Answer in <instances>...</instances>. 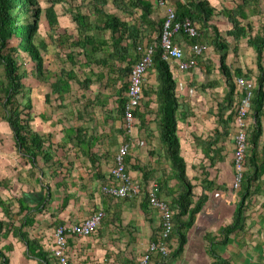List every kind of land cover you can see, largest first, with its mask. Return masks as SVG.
<instances>
[{
	"label": "trees",
	"instance_id": "16d2710c",
	"mask_svg": "<svg viewBox=\"0 0 264 264\" xmlns=\"http://www.w3.org/2000/svg\"><path fill=\"white\" fill-rule=\"evenodd\" d=\"M66 1L45 0L48 3V7L43 8L41 0H0V123L5 124L9 128L17 154L31 166V169H40L43 177L45 174L39 167V160L42 159L44 165L55 163L53 134L41 133L34 127L33 88L25 84L24 80L27 78V74L22 72L21 69L28 64L26 62H32L35 65V79L40 80V78L43 79L45 77L43 52H47L49 46L43 41L36 44L35 38L39 35L42 21L47 23L52 31L57 29L59 26V15L57 14L56 6L64 4ZM166 1L170 3V0ZM233 1L236 7L231 9L222 7L220 10L212 6L209 0H176L174 5L170 4L175 9L178 22L188 20L199 32L197 38L189 39L184 34L180 36L186 37L189 42L194 43H197L202 35L208 36L212 39L211 45L204 54L209 53L211 49L219 54L218 71L228 87L223 102L219 104V110H237L242 94L241 92L238 93L236 80L239 77L253 78L251 76L257 70V75L253 78L255 80H253L255 83L253 97L246 117V120H248L249 114L251 116L252 113L253 128L251 130V127L248 126V156L242 183L248 194L261 176L260 173L264 172V165L258 162V145L263 133L261 118L264 110V27L259 32L253 33V24L249 20L251 16L249 13L250 8H255V2L258 3V0ZM92 2L93 13L97 16L98 23L90 22L89 17L81 12L73 15V21L79 30V37L72 45L80 48L87 60V66L90 67L94 59L97 67L106 68L110 76L115 75L114 82L121 83V88L117 91L116 104L117 113L122 122L121 128L123 130H120V132L127 136L126 141H128V134L124 127V107L127 101L130 74L141 56L139 47L151 45L149 42L143 43L144 39L149 41L153 33L157 34L153 66L151 68L155 72L154 75H156L157 79V87L154 91L158 104L157 125L167 159L179 187L176 197L173 193V196L171 195L173 197L172 201H168L173 212L174 229L168 240L169 257L163 260L158 258L159 263L162 264L178 258L183 253L187 242L186 232L191 228L197 214L205 205L207 200L205 191H207L210 184L207 181L202 182L204 192L199 196L198 200H195V186L188 177L187 163L181 155L177 120L182 119L185 114L180 110L189 109L186 100L184 98L181 99L182 91L176 90L177 75L175 76V73L177 72L179 73L178 76H182L191 71L181 72L173 69L162 58L160 34L165 21V13L162 8L158 7L155 0H111L118 11L127 17L129 16V21L106 12L105 7L109 4V0H92ZM156 17L159 18L157 19ZM223 18L226 19V24L221 22ZM201 27L204 29L203 32ZM105 32L110 33L109 40H105ZM243 43L255 53V70L248 67V70L244 71V66H241V64L235 66V64L228 62L230 54L236 56L239 47ZM230 48L233 49V53H230ZM98 53H101V56L96 59L95 57ZM102 78H104L103 71L97 75V80L101 81ZM73 80L76 83H80L77 81L73 71L61 70L60 74L55 76V81L50 84V93L45 96L46 104L51 94L62 98L70 93ZM81 85L86 90L89 89L92 85L91 78L85 79ZM192 93H194V90ZM149 98L150 95L145 84L143 99L134 112V130L137 129V122L142 119L141 111L150 109V103L147 101ZM39 114L41 115L42 111ZM79 137L78 135L77 140L80 142ZM95 141L96 138L92 137L91 141L88 142L90 148ZM95 158H91L94 164L97 162H95ZM125 166L132 180L139 182L142 186V192L144 193V196L141 197L143 198L142 209L144 211H147L148 208L151 209L148 192L152 183L157 180L151 179V173L144 167L133 163L131 151L125 159ZM130 169L140 171L143 179L132 176ZM98 174L100 179L107 185L115 182L112 174H105L100 167L97 169ZM37 181L41 189L43 190L44 188L46 190L44 196L40 197L37 202H30L24 196L4 199L0 194V238L5 241L8 240L10 245L14 240L24 244L26 247L25 258L28 261L36 260L38 264H58L52 252L48 251L43 244L42 236L38 237L31 233L36 229L37 216L46 211L53 197L52 189H50L48 184H44L40 179ZM157 183L160 194L162 186L159 182ZM58 185L62 187L61 182ZM1 188H5L3 181H0ZM245 201L246 198L243 197L242 203L235 213L232 225L223 229L224 233H222L226 238L228 235L236 234L244 229L246 220ZM57 225L55 223L53 233L56 228L63 226ZM31 229L33 231H30ZM53 233L51 238H53ZM156 239L157 236H155L154 240ZM67 240L69 242V238ZM175 241L176 249L173 245ZM10 245L6 247L4 245L0 248V264L12 263L11 258L5 252V250L11 251ZM215 264H226V262L218 260Z\"/></svg>",
	"mask_w": 264,
	"mask_h": 264
},
{
	"label": "crops",
	"instance_id": "0c3cea01",
	"mask_svg": "<svg viewBox=\"0 0 264 264\" xmlns=\"http://www.w3.org/2000/svg\"><path fill=\"white\" fill-rule=\"evenodd\" d=\"M175 1L170 0V3L174 5ZM209 1L219 10L222 7L229 9L236 7L233 0H227V2L223 0ZM221 22L226 24V19L223 18ZM176 42L181 46H190L194 43L189 42L183 36H178ZM199 58L201 63L204 62L206 66L201 65V68L207 70V58L204 55ZM196 69L197 66L191 72L179 75L180 78L176 76L177 82L183 86L181 99L186 100L188 109L189 97L193 99L192 106L196 104L194 106L196 110H180L185 114L182 119L177 120L178 137L181 155L185 162L197 159L201 164L197 168L192 167L191 176L187 165L188 177L195 186V200H198L204 192L202 182L207 181L210 184L205 191L206 203L197 214L191 228L186 232L187 242L183 253L178 258L162 264H215L218 260L225 261L226 264H263L264 172L260 173V179L258 178L248 194L243 186L237 192L233 190L234 151L237 134L236 110H198L202 105L203 97L201 95L209 96L210 92L206 90L200 95L197 91L195 81H202L200 80L202 75ZM198 70L200 71V69ZM217 72L219 73V71ZM207 75L202 76L203 81L209 82L211 80ZM153 77L157 87L156 75ZM193 90L194 93H192ZM224 90H228V87L226 86ZM239 92L242 94V90L238 87ZM147 101L150 103L151 110L141 111L142 119L137 122V129L133 132L135 145L131 149V156L133 163L144 167L151 173L150 178L160 183L162 187L159 197L166 201H172V194L174 193L176 197L179 187L174 172L170 173V166L166 170V175L160 171L163 169L162 167L165 165L167 167V164H170L159 135L158 104L154 93ZM247 122L252 130V113L251 116L249 114ZM261 122L263 133L258 145V162L264 165V110ZM141 125L144 126V130L141 131L142 135L140 136L139 127ZM68 129L70 132L73 131L72 136L68 140L66 139L63 144L72 145V147L79 144L82 153L74 156L75 158L71 157V154L69 155L68 161L74 165L75 170L70 177L62 180V187H58V181L55 191L52 189L53 197L47 210L54 214L53 220L58 226L81 223L99 210H103L106 215L99 228L91 236L69 238L70 264H137L160 229L158 212L150 208L144 211L141 207L143 198L121 200L105 195L102 192V187L107 184L100 179L96 170L87 171L94 170L93 162H90L89 156L91 154L89 151L92 148L88 142L91 139L79 142L78 135H74V128L69 127ZM72 138L75 140H71ZM56 142L59 141L56 139ZM87 159L88 161L84 162ZM55 160L61 161L62 159L55 158ZM115 164L116 155L113 167ZM111 170L108 172L111 173ZM134 170L130 169L131 175L143 179L142 173ZM243 197L246 198L244 229L236 234L228 235L226 238L223 235V229L232 225ZM64 204H66L65 207ZM56 209L59 211L56 212ZM45 223L48 222L45 221ZM45 240H43V244L46 249H49H47L48 251H51L54 243L53 238ZM4 245L6 247L10 245V242L0 238V248ZM173 245L176 249V241ZM10 247L11 251L5 250V252L13 264H38L36 260L28 261L25 258L26 247L18 240L12 241ZM150 264H160L159 259L154 258Z\"/></svg>",
	"mask_w": 264,
	"mask_h": 264
},
{
	"label": "rangeland",
	"instance_id": "374dc122",
	"mask_svg": "<svg viewBox=\"0 0 264 264\" xmlns=\"http://www.w3.org/2000/svg\"><path fill=\"white\" fill-rule=\"evenodd\" d=\"M223 1L227 2V0ZM41 2L43 8L48 7V3H46L45 0H41ZM255 4V8H250L249 12L251 14L249 20L253 24V33L259 32L264 27V0H258V3L255 2ZM105 10L108 13L119 16L123 20H130L129 16L127 17L114 7L111 0H109V4L105 7ZM56 11L59 15V26L57 29L52 31L49 25L42 21L39 35L35 38L36 44L43 41L49 46L48 51L45 53L43 52L45 59V77L43 79L40 78V80L35 79V65L32 62H26L28 64L21 69L22 72L27 74V78L24 80L25 84L33 88L34 127L41 133L53 134L55 163L44 165L42 159L39 160V167L44 171V177L41 175L40 169H31V166L17 154L9 128L5 124L0 123V181H3L5 186V188L0 189V194L4 199L24 196L30 202H37L46 191L44 188L43 190L41 189L37 181L38 179L44 182V184H48L50 189L55 191V186L58 181L62 183V180L64 181L66 177L71 176L75 169L74 165L68 161L69 155L71 154V157L78 156L82 153V149L79 147V144H76V147L63 144L66 139L68 140L69 137L72 136V132L68 129L69 127L74 128V135H79L80 137L78 139L80 140L89 141L92 137L96 138V142H94L95 146L92 145V149L89 151V154H91H88L90 159L91 157L97 158L94 159L95 162L97 161L95 164L92 163V160L90 161L94 170L86 169L91 172L97 171L98 167H100L102 172L109 174L108 171L113 168L115 155L119 146L127 140V136L120 132V130H123L121 128L122 122L117 113L116 104L117 91L121 88V83H115V75L110 76L106 68L102 69L101 67H97L94 63V59L92 65L90 67L87 66V60L83 56L80 48L72 45L79 37V30L76 23L73 21V15L81 12L89 17L90 22L98 23V18L93 13L92 0H67L64 4L56 6ZM156 18L158 19L159 17ZM201 31H204L202 27ZM90 33L92 34V32ZM109 37L110 33L105 32V40H109ZM156 38L157 34L153 33L151 39L149 41L144 39L143 43L149 42V44H155ZM211 40L210 37L202 35L197 43L210 46ZM211 51L204 54L208 62V71L201 68L202 66L206 67L205 63H201L200 58H197L198 63L196 64V71L202 76L208 74V78L211 80L209 82H206V80L203 81V77L201 76L200 80L202 81H195L197 86L196 89L200 95L206 90L210 92L209 96L201 95L203 100H201L202 105L198 110H219V104L223 102L228 91L224 90L226 88V83L217 72L219 54L212 49ZM230 53H233L232 48H230ZM100 56L101 53H98L95 58L97 59ZM228 62L235 64V66L241 64V66H244V71L248 70V67L255 70V53L243 43L239 47L236 56L230 54ZM64 69L73 71L77 81L80 83H76V81L73 80L71 82L72 91L70 93L64 95L62 98L51 94L46 104L45 96L50 93V84L55 81V76H58L61 70ZM198 69H200V71ZM102 71L104 78L98 81L97 75L100 72L102 73ZM154 74L155 72L151 69L146 82V88L150 96L154 93L156 88L153 77ZM178 74L179 73L176 72L175 76H178ZM256 75L257 70L251 77L254 78ZM88 78H91L92 85L86 90L81 83ZM178 78L180 77L178 76ZM253 78L248 79L253 81ZM188 99L189 109L196 110L194 107L196 104L192 106V97ZM41 111L43 114L40 115L39 113ZM36 126H38V128H36ZM143 127V125L139 127L140 136L142 135L141 131L144 130ZM79 130H81V132H79ZM56 139L59 142H56ZM144 139L145 136L143 137V140ZM71 140L75 139L72 138ZM55 158L62 159L63 161H56ZM99 159L101 160L99 161ZM87 161L88 159L84 162ZM187 165L189 168L188 172L191 176L193 173L192 167L194 166L197 168L201 164L196 159L194 161H189ZM169 166L168 164L167 167L165 165L160 171L166 175V170L167 168L169 169ZM170 173H173L172 169ZM57 211H59V209H56V212ZM53 216L54 214L50 213L47 209L42 214L38 215L37 224L35 225L36 229L34 231L31 229L30 231H33L31 233L38 237L42 236V240H50L56 223V221L53 220ZM45 221L48 222V225Z\"/></svg>",
	"mask_w": 264,
	"mask_h": 264
},
{
	"label": "built area",
	"instance_id": "2783aa9c",
	"mask_svg": "<svg viewBox=\"0 0 264 264\" xmlns=\"http://www.w3.org/2000/svg\"><path fill=\"white\" fill-rule=\"evenodd\" d=\"M158 7L165 13V21L160 34V48L162 58L170 67L181 72H189L196 68V59L209 50L207 44L193 43L190 46H181L176 42V37L184 34L189 39L197 38L199 32L190 21L178 22L174 7L166 0H155ZM156 44L139 47L140 58L132 68L130 74L127 101L124 107V127L128 134V141L122 143L116 154V164L111 170L115 182L104 185L102 192L114 199L131 200L144 196L139 182L132 180L125 166V159L135 145L133 131L135 126L134 112L143 99V89L147 82L148 71L153 66V57ZM237 86L242 90V97L236 110L237 134L235 137L234 151V180L233 190H240L244 181L246 158L248 156V122L246 120L253 91L254 81L239 77ZM183 86L177 82L176 90L181 92ZM151 209L156 210L160 217V229L157 239L151 242L146 252L141 256L138 264H150L154 258L167 259L170 255L168 240L174 229L173 212L168 201L159 197V186L153 182L148 192ZM102 210L96 211L83 222L72 225H63L54 230L53 247L51 252L58 264H70L68 256V238L91 236L101 225L105 218ZM264 264V262H263Z\"/></svg>",
	"mask_w": 264,
	"mask_h": 264
}]
</instances>
